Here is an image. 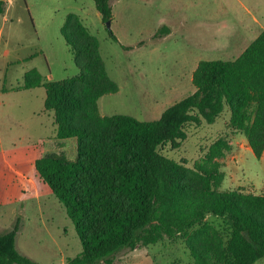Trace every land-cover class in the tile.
<instances>
[{"label": "trees", "instance_id": "16d2710c", "mask_svg": "<svg viewBox=\"0 0 264 264\" xmlns=\"http://www.w3.org/2000/svg\"><path fill=\"white\" fill-rule=\"evenodd\" d=\"M7 2L0 0V16ZM94 2L105 23L113 18L111 0ZM61 33L79 72L53 81L32 69L22 88L43 86L45 111L54 116L58 149L37 158L35 167L64 204L82 243L66 264H114L121 250L165 238L184 239L193 264H261L264 192L220 189L225 172L214 157L231 148L228 141L216 140L194 167L162 149L180 148L189 126L213 124L228 111L230 127L262 158L264 31L235 59L201 60L193 72L196 90L154 120L102 115L99 99L117 92L118 85L99 42L75 13L67 14ZM68 138L77 140L74 158L62 149ZM19 226L20 220L0 233V264H41L18 251Z\"/></svg>", "mask_w": 264, "mask_h": 264}, {"label": "rangeland", "instance_id": "374dc122", "mask_svg": "<svg viewBox=\"0 0 264 264\" xmlns=\"http://www.w3.org/2000/svg\"><path fill=\"white\" fill-rule=\"evenodd\" d=\"M111 5V29L94 0H15L6 22L3 45L16 49L19 57L37 56L21 62H13L12 57V62L0 61V233L20 220L16 247L41 264H66L82 251L64 204L35 167L37 158L58 149L54 116L44 107L45 89L22 88L32 69L53 81L79 72L61 33L67 14H77L97 38L109 76L118 85L117 92L99 99L101 114L154 120L196 90L193 72L201 60L235 59L249 38L248 11L264 13V0H111ZM2 22L1 17L0 26ZM163 26L169 30L159 33ZM231 36L233 41L226 43ZM229 115L226 111L213 124L189 126L180 148L166 146L162 151L194 167L207 158L216 140L226 139L231 148L214 157L225 172L220 189L264 192L249 182L264 179V162L247 153L248 140L230 127ZM64 142L62 149L74 158L76 138ZM234 146L242 149L239 158ZM114 264H193V259L184 239L165 238L121 250Z\"/></svg>", "mask_w": 264, "mask_h": 264}, {"label": "crops", "instance_id": "0c3cea01", "mask_svg": "<svg viewBox=\"0 0 264 264\" xmlns=\"http://www.w3.org/2000/svg\"><path fill=\"white\" fill-rule=\"evenodd\" d=\"M7 3L8 4H7V9H6L5 14L0 16V18L1 17L3 18V22L0 26V61H1V58H4V59L6 58V62H8V63L12 62L11 60H15L13 62H16V61L21 62V61L29 60V59L37 56V55L32 54V55H27L25 57H19V54L16 53L17 52L16 49L9 47V45H7V44L3 45L6 22H7V20H9V13L13 10V5L15 3V0H8ZM248 13L250 15V18H249V23L247 24V27H246V33L248 34L249 38H248V41H246L247 42L246 45H242V47L240 48V51H239L237 57L250 45L251 42H253L261 34L262 31H264V13L256 14V13H252V12L250 13V11H248ZM243 39H244V37H243ZM231 41H233L232 36L229 37L228 39H225L226 43H229ZM227 47L231 48L232 46L228 45ZM11 57H12V59L9 61V58H11ZM46 78L48 80H52L51 76L50 77L48 76ZM35 88H37V87H35ZM39 88H44V87L39 86ZM45 92H46V90H45ZM45 99H46V93H45V98H44V105H45ZM231 143L235 144L236 140L234 139L233 141H231ZM246 143H247V145H246L245 149L247 150V153L248 154L253 153L249 143L248 142H246ZM234 147H233V150H235V152H237L236 155H238V158H239L241 156V154L239 155L238 152L239 151L241 152L242 149L240 147H235V149H234ZM260 161L264 162V155L262 156ZM263 177H264V175H263ZM249 182L251 183L252 187L254 186L256 188H259V190L264 189V179L259 180L257 183H255V181H252V180H249Z\"/></svg>", "mask_w": 264, "mask_h": 264}, {"label": "water", "instance_id": "95a60500", "mask_svg": "<svg viewBox=\"0 0 264 264\" xmlns=\"http://www.w3.org/2000/svg\"><path fill=\"white\" fill-rule=\"evenodd\" d=\"M106 26L108 29H111L112 21L111 20L106 21Z\"/></svg>", "mask_w": 264, "mask_h": 264}]
</instances>
